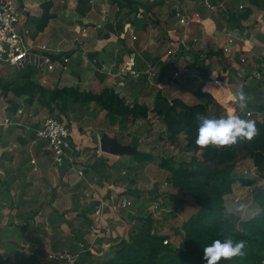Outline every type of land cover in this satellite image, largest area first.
I'll use <instances>...</instances> for the list:
<instances>
[{
	"label": "rangeland",
	"instance_id": "obj_1",
	"mask_svg": "<svg viewBox=\"0 0 264 264\" xmlns=\"http://www.w3.org/2000/svg\"><path fill=\"white\" fill-rule=\"evenodd\" d=\"M15 1H18L21 6L20 0ZM36 1L38 5H32L34 7L31 9L26 25L36 34L34 37L36 42L49 48L48 54L51 55L56 50L53 47L56 46L57 41L53 42L50 38L60 36L53 27L55 23L69 24L72 27L69 29L72 39L73 34H76L73 29L76 18L73 19V16H68L69 14L65 17L62 15L63 18L49 20L46 28L41 32H36L35 18L43 12V9L39 7V3L42 1ZM68 2L69 0H66L63 3L66 8H69ZM116 3L117 0H110L113 7L116 6ZM221 7L223 8V4ZM21 9L25 11L24 8L21 7ZM52 10L53 15L57 16V12ZM232 15L235 14L232 13ZM254 18L262 21L263 31H254V33L258 32L257 35H254L255 39L262 41L264 39V36L261 35L264 34V14L255 13ZM140 20L142 19L140 18ZM253 28L255 27L253 26ZM259 48V52L256 54L259 60L257 74L249 75L253 80V89L246 87L245 90L253 103L249 100L247 107L242 110L238 104L231 102L233 94H227L225 102L221 97L218 100L224 113H233L246 120L264 119V50L261 51L262 46ZM194 63L197 65L196 62L192 64ZM147 64L153 65L151 62H145V65ZM30 68H12L0 65V81L8 87L6 92L0 87V116L6 115L3 113L4 111L10 113L8 110L11 104H17V107L23 110L19 115L11 117V121H13L10 126L13 129L0 135V142L10 143L13 140L21 144L22 147L17 149L19 152L22 150L18 154V158L21 159L22 156H25V150L28 151L32 139L28 136V138L25 137L24 143L20 142L24 133H30L26 128L33 129L48 116L58 117L69 125H75L78 129V131L76 130L80 145L78 156L81 157H78V164L83 169V177L78 179L72 174V171L70 172L64 166H53L44 159L42 154L40 155L42 158L41 171L34 174L33 181L31 178L27 180L29 172L24 169V164L19 166L16 162L13 163L12 170H16L17 176L10 177L7 173L11 165L1 163L2 169H0L5 172L4 181L14 189V194L8 199L19 197V203L27 205L26 209H23L22 212L19 211V218L31 219L28 222L25 221L18 228L22 232L20 236L18 235V247L12 251L15 254L13 258H10L7 251L8 255L2 256L3 259L0 257V262L3 264H27L35 260L38 263L47 264L54 260L49 258L50 254L54 256L60 250L70 252L71 245L77 247L76 255L79 252L88 256L89 260L100 261L106 254L112 253L111 249L121 239L127 238L132 225L138 224L139 221L134 216H145L148 213H151L153 224L157 226L158 231L162 234L167 233L168 242L177 245L180 236L174 233V228L180 226L196 211L197 207L190 196L183 194L181 190L171 185L170 172L167 167L161 166V162L169 161L176 166L180 161H189L192 152L187 151L183 144L172 143L167 137L165 125L152 109L155 95L158 92L154 85L149 82L135 81L127 74H124L122 78V75L118 73L122 68L119 64L102 66L87 59L83 62L80 61L78 66L68 63L61 68L57 65L52 71L32 69L30 78L49 89L79 86L80 89L100 91L104 87H110L124 96L128 102L137 100L148 106L146 116L140 117L134 122L127 120L124 123H119L118 117L111 121L106 116L105 110L93 101H68L63 109L60 100L53 101L50 105H43L38 101L37 94L31 102L27 101L25 95L14 94L11 87L21 83L25 78L24 74ZM157 69L158 71L162 70L164 77L162 79L169 83V71L165 70V67H161V69L157 67ZM195 78L189 77L186 86L173 84L174 89L175 87L181 89L179 97L186 103L192 102L197 88L202 89L200 85L192 81ZM212 78L214 79L213 74ZM119 80L126 83L122 82L121 84ZM219 80L221 82L220 76ZM185 88L187 89L185 90ZM172 92L170 89L164 90V94L168 97H171ZM5 106L8 108L7 110L3 108ZM249 113L251 114L249 115ZM103 132L110 136L116 135L114 137H119L124 144L137 145V150L151 153L153 159L137 162L132 154L113 156L112 154L97 153L98 140ZM96 144L97 148H94L93 145ZM2 148L0 146V158L3 157L6 150V148L5 150ZM258 172L259 175H257ZM263 172L264 166H255L248 156L238 154L233 177L254 179V182L251 184L242 183L241 180L233 182L232 194L225 198L226 205L230 210L242 217L253 213L248 205L252 200L253 188L261 186L264 182ZM108 190H111V196L106 197ZM122 199L128 201L126 208L116 206ZM76 260L79 262L78 257ZM57 264L65 263L58 262Z\"/></svg>",
	"mask_w": 264,
	"mask_h": 264
},
{
	"label": "crops",
	"instance_id": "obj_2",
	"mask_svg": "<svg viewBox=\"0 0 264 264\" xmlns=\"http://www.w3.org/2000/svg\"><path fill=\"white\" fill-rule=\"evenodd\" d=\"M41 1L39 7H41V3L50 1L52 3L51 14H53L52 9L57 12V16L52 15L50 21L59 17L63 18L68 14L70 17L73 16V19L76 18L73 23L76 34H73L72 39L70 38L71 32H69L72 27L67 23L60 22H56L53 26L56 29L55 32L60 36H56L57 39L50 38L53 42L57 41V47H53L56 50L51 53V56L56 60L61 56H67L68 62L65 65L71 63L78 66L80 61L83 62L87 59L102 66L105 64L124 66L129 55L134 54L137 68L144 67L145 62H151L156 67L160 69L165 67V70L169 71V83L162 79L164 78L161 74L162 70H160L157 79L146 81L153 84L162 93L165 89L172 90L171 97H179L181 90L176 87L174 89L173 84L186 86L188 78L191 76L196 77L192 81L200 85L202 90L210 91L217 101L221 97L225 102L227 94L232 93L235 96L236 91L241 87L244 91L246 87L253 89V80L249 75L257 74L259 60L256 54L259 52L260 46L263 47L261 51L264 50V39L258 41L254 36L258 33H254L255 30L263 31V24L262 21H259L260 19H255L254 15L255 13L264 14V8L255 5L250 0H209L216 3L222 2L223 8H220L216 13H209L201 4L202 0H160L147 15H144L143 9L150 0H132L131 5L121 8L117 3L113 7L110 0H89L88 9L85 12H83L85 9L82 10L81 13L75 9L77 0H69V8L63 5L66 0ZM20 2L29 15L34 7L32 5H38L36 0H20ZM181 4L186 5L190 11H198L200 14L199 19L188 27L179 25L174 17V8ZM240 4L243 5L241 8H239ZM238 12H243L244 16L239 17ZM251 25L252 27H250ZM183 35L186 40L179 42ZM261 35L264 36V34ZM230 38L233 40L231 43L228 42ZM178 42L177 50L173 54L166 55V51L175 48ZM223 46H228L229 52H223ZM93 52L96 53L95 56ZM241 58H245V61H241ZM193 62H196L197 65L190 67ZM175 71L178 72V75L174 77ZM214 73L220 75L221 82L214 81L212 78ZM123 80L122 82H125ZM119 82L122 84L121 80ZM140 82L144 83L145 80L140 79ZM248 90L251 91V89ZM12 129L9 125L1 127L0 135L6 134ZM23 135L24 142L28 136L32 138L29 133ZM0 146L4 150L6 148L3 157L0 158V168L1 163L11 165L7 173L10 177L17 176L16 170H12V164L15 162L19 166L24 164V169L29 172L27 180L31 178V181L34 180V174L41 171V154L50 163L46 151L35 147L32 150L37 159L38 171L32 172L29 163L31 157L29 149L25 150V156L20 159L18 154L22 150L19 152L17 149L22 145L17 141L11 140L10 143L1 141ZM14 150L16 151L14 152ZM1 169L0 183L3 186H0V257L3 259L2 256L8 255L7 251L10 258H13L15 254L12 251L18 247V235L20 236L22 232L18 228L31 218H19V211L22 212L27 205L19 203V197L8 199L14 194V189L4 181L5 172ZM77 178L82 179V177ZM109 196H111V190L107 191L106 197ZM19 206L21 208H18ZM0 264L3 263L0 262Z\"/></svg>",
	"mask_w": 264,
	"mask_h": 264
},
{
	"label": "trees",
	"instance_id": "obj_3",
	"mask_svg": "<svg viewBox=\"0 0 264 264\" xmlns=\"http://www.w3.org/2000/svg\"><path fill=\"white\" fill-rule=\"evenodd\" d=\"M250 1L264 8V0ZM88 2L89 0H77L75 9L80 13L85 9L83 11L85 12L89 7ZM159 2L160 0H150L149 4H145L144 15ZM131 3L132 0H117L119 8ZM40 6L43 12L35 18L36 32L42 31L53 15L50 12L52 6L50 1L43 2ZM237 15L243 17L244 13L238 12ZM93 54L96 55L95 52ZM32 69L34 68L27 70L21 83L11 87L14 94L25 95L28 102H31L36 94L38 101L43 105L60 100L63 109L68 101H93L105 110L111 121L118 117L119 123L127 120L134 122L146 116L148 111V106L144 102L137 100L128 102L124 96L110 87H104L100 91L80 89L79 86L49 89L30 78ZM140 79L147 82L145 76L134 80L140 82ZM0 87L4 92L8 89L1 81ZM194 95L196 100L186 103L179 97H168L158 90L152 106L154 113L165 125L170 141L174 144H183L187 151L192 152L189 161H180L176 166L169 161L161 162V166L164 165L170 172L171 185L190 196L197 207L180 226L173 227L174 233L180 236L179 243L174 245L168 242V234L158 231L157 226L153 224L151 213L145 216L135 215L138 224L132 225L127 238L121 239L113 246L112 253L106 254L100 261H92L88 256L78 252L79 262L76 260V264H206L203 248L212 240L223 239L229 235L246 241L245 254L231 259L221 258L218 264H264V182L261 186L253 188L252 200L248 205L253 213L245 215L246 217L230 210L225 201L226 196L232 194V184L235 180L247 184L254 182V179L233 177L238 154L248 156L255 166H264V119L253 120L258 131L251 140L238 139L231 145L201 147L195 143L200 123L197 115L226 117L229 114L224 113L222 105L210 91L197 88ZM17 109V104H11L8 110L11 117L17 113ZM117 138L120 141L119 137ZM20 141L24 143L23 138H20ZM93 147L97 148V144ZM132 155L137 162L153 159L151 153L141 150ZM165 240L167 241L163 242ZM69 251L75 254L77 247L71 245ZM57 263L54 259L47 264ZM27 264L44 262L31 261Z\"/></svg>",
	"mask_w": 264,
	"mask_h": 264
},
{
	"label": "built area",
	"instance_id": "obj_4",
	"mask_svg": "<svg viewBox=\"0 0 264 264\" xmlns=\"http://www.w3.org/2000/svg\"><path fill=\"white\" fill-rule=\"evenodd\" d=\"M201 4L209 13H216L222 8V2L213 3L209 0H202ZM242 6L243 5L240 4L239 8ZM21 7L24 8L15 0H0V65L22 69L25 67H32L39 71H52L57 65L62 68L65 67V64L68 62L67 56H61L56 60L48 54L49 48L36 42L34 38L36 37V34H34V32H32L26 25L29 14L26 12L25 8V11H23ZM174 11V17L177 23L184 27H188L200 17L198 11H190L189 8L183 4L175 7ZM185 40L186 37L183 35L179 42H184ZM232 41L231 38L228 40L229 43ZM179 42L176 44L175 48L168 49L166 55L173 54V52L177 50ZM222 49L225 53L230 50L228 46H223ZM241 61H243V58H241ZM118 73L121 74L122 77L124 74H127L133 79L145 76L148 81L157 79V76L159 75V71H157L155 64H147L142 68H137L134 54L129 55L125 65L120 68ZM177 75L178 72L175 71L173 76L175 77ZM213 76L214 81H220V75L218 73H214ZM231 102L237 104L234 96L232 97ZM3 108H6V106ZM22 111L21 108H18L15 115H19ZM3 113L6 115L0 116V128L8 125L10 126L13 121H11L10 113L8 114L5 111ZM26 129H29V134L32 136L30 145L28 146L31 155L29 163L32 172L38 171L37 159L33 153V148L37 147L46 151L50 163L53 166H64L70 172L72 171V174L75 176L83 177V169L80 164H78L80 145L78 143L79 137L76 132L78 129L75 125H69L58 117L48 116L46 119L42 120L37 127L34 126L33 129L28 127ZM96 151L97 153H104L100 150L99 145ZM257 175H259V172ZM127 205L128 201L122 199L116 206L126 208ZM166 241L167 240H165V242ZM75 255L76 254L63 250L56 253L54 256L50 254L49 258L55 259L59 263L66 262L67 264H76L77 255Z\"/></svg>",
	"mask_w": 264,
	"mask_h": 264
},
{
	"label": "clouds",
	"instance_id": "obj_5",
	"mask_svg": "<svg viewBox=\"0 0 264 264\" xmlns=\"http://www.w3.org/2000/svg\"><path fill=\"white\" fill-rule=\"evenodd\" d=\"M234 99L243 110L251 97L241 87L236 91ZM197 118L200 123L195 143L201 147L231 145L238 139L251 140L258 131L255 121L243 119L236 114H229L226 117L198 114ZM245 246L244 239H237L230 235L223 239H214L203 248L204 260L206 264H218L221 258L242 257L245 254Z\"/></svg>",
	"mask_w": 264,
	"mask_h": 264
},
{
	"label": "water",
	"instance_id": "obj_6",
	"mask_svg": "<svg viewBox=\"0 0 264 264\" xmlns=\"http://www.w3.org/2000/svg\"><path fill=\"white\" fill-rule=\"evenodd\" d=\"M99 148L102 152L112 155H126L133 154L137 148L131 144H124L118 140L117 137L110 136L103 132L98 140Z\"/></svg>",
	"mask_w": 264,
	"mask_h": 264
}]
</instances>
